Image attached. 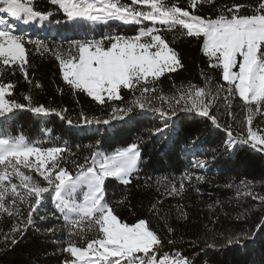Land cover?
<instances>
[{
    "label": "snow or ice",
    "instance_id": "obj_1",
    "mask_svg": "<svg viewBox=\"0 0 264 264\" xmlns=\"http://www.w3.org/2000/svg\"><path fill=\"white\" fill-rule=\"evenodd\" d=\"M48 4L41 9L35 0H0V216L14 221L2 233L0 243L15 246L31 229L61 245V264H196L182 251L172 250L177 243L175 229L162 205L165 197L182 199L188 188L200 192L194 182L205 181L203 169L216 156L211 161L197 157L198 137L185 145L193 156L189 169L178 178H156L160 198L149 211L163 220L166 233L153 227L150 218L134 213L133 219L122 216L109 202L106 181L112 178L125 189L133 180L139 181L143 146L153 138L175 136L181 114L204 119L223 132L225 152L243 145L264 154V0H48ZM57 15H62L65 28L71 25L82 30L84 37H64L61 43L49 45L45 38L34 39L19 29V24L59 25ZM112 21L134 27L135 34L116 30L99 37L87 35L86 25L110 26ZM177 39L195 43L202 57L204 85L176 88L173 81L176 90L169 96L158 82L185 67L175 47ZM33 52L41 57L50 53L58 61L70 93L83 94L109 111L103 116L81 112L74 123L65 109L35 103L31 87L18 97L20 78L29 86L41 87L30 75ZM233 105L240 110L239 120ZM220 107L227 110L236 127L220 123ZM22 111L42 117L55 114L70 127L95 126L97 132L101 125L113 122L147 119L155 126L147 129V140L139 135L111 154L102 151L97 140L86 146L89 155L81 158L66 142L44 147L22 133L11 134L9 128ZM151 179L145 180L146 186ZM226 187H235L238 201H255L238 218L259 212L256 231L264 229V193L256 192V185L248 180ZM175 207L176 219L188 221L184 206ZM249 238V233H241L225 237V242L231 246ZM206 247H217L215 237Z\"/></svg>",
    "mask_w": 264,
    "mask_h": 264
},
{
    "label": "trees",
    "instance_id": "obj_2",
    "mask_svg": "<svg viewBox=\"0 0 264 264\" xmlns=\"http://www.w3.org/2000/svg\"><path fill=\"white\" fill-rule=\"evenodd\" d=\"M35 2L38 8L49 7L48 0H35ZM122 2H130V0H122ZM55 19L61 20V24L44 22V28L39 27L38 23L35 26L19 24V29L27 31L34 39L45 38L49 45L61 43L64 37L70 39L84 37L85 32L82 30H75L71 25L65 28L62 15H57ZM85 27L88 29V36L96 37L109 31L119 30L127 35H133L136 31L134 27L124 26L117 21L110 22V26L88 24ZM57 29L60 30V34L57 33ZM171 35L169 34L170 39ZM63 46L67 47V44L64 43ZM175 47L183 56L185 67L183 70L162 77L158 82V87L169 96L176 90L173 81L176 88L187 87L189 84L198 87L204 85L201 76L202 57L195 43L188 39H177ZM29 59L32 63L30 75L41 87L37 88L35 84L29 86L23 78H20L16 92L18 97L21 93L29 92L31 87L35 103L58 110L65 109V114L74 123L81 112L90 116H103L109 111V109H101L100 105L83 94L70 93L61 79L58 61L50 53L41 57L33 52ZM209 74L215 77L214 72ZM58 88H62L63 92L58 91ZM156 106H159V103ZM233 109L237 113V120L241 119L239 108L233 105ZM212 112L215 114L216 108H213ZM219 113L221 124L231 123L234 127L237 126L224 107H220ZM154 126L147 119L128 124L113 122L110 126L101 125L100 131L97 132L95 126L86 129L70 127L65 120L55 114L42 117L22 111L17 116L15 125L9 128V132L13 135L22 133L27 140L40 142L44 147L66 142L82 158L89 155L86 146L95 144L97 140L101 141V150L109 154L134 142L139 135H143L147 140V129ZM176 126L177 134L171 139L153 138L143 146L139 181L133 180L127 189L112 178L106 181L109 202L116 206V210L122 216L133 219L134 213L141 218H150L153 227L166 233L163 220L153 216L149 211L151 205L160 198L155 181L156 178L163 176L175 175L178 178L191 167L193 156L185 145L194 137H198V149L194 150L197 157L211 161L214 154L216 159L203 169L205 181L194 182L200 189L199 193L193 188H188L182 199L163 198L162 206L168 213V223L175 229L174 238L177 240L172 250L182 251L184 255L195 259L196 264H264V229L256 231V225L260 222V213L253 211L247 218H238V215L255 201L250 198L238 201L235 198V187H226L230 183L238 185L240 181L248 180L256 185L254 189L256 192L264 193V154L243 145L238 146L234 152H225L222 147L223 132L211 128L210 122L204 119L193 120L191 116L185 117L181 114L176 120ZM76 145L80 147L76 148ZM68 166L71 167L70 164ZM196 171L201 170L196 169ZM148 177L152 179L146 186L145 180ZM137 184L140 187H137ZM160 191H163L162 185ZM120 201L123 203H118ZM177 204L184 206L183 210L189 214L188 221L176 219ZM209 204H212L213 208L210 209ZM13 223L14 221L6 215L0 216V241L3 239L2 233L7 232ZM241 233H249L251 238L243 240L241 244L226 245L225 237ZM213 237L217 247L207 248L206 242H213ZM53 240V237L44 232L30 229L15 246L5 247L0 243V264H61L63 259L59 251L61 245L54 243ZM188 241H194L195 244H189Z\"/></svg>",
    "mask_w": 264,
    "mask_h": 264
},
{
    "label": "rangeland",
    "instance_id": "obj_3",
    "mask_svg": "<svg viewBox=\"0 0 264 264\" xmlns=\"http://www.w3.org/2000/svg\"><path fill=\"white\" fill-rule=\"evenodd\" d=\"M22 26H23V24H22ZM121 148H123V147H121ZM103 151V150H102ZM114 153V152H113ZM109 154H111V153H109ZM80 197V194L78 193V198Z\"/></svg>",
    "mask_w": 264,
    "mask_h": 264
}]
</instances>
